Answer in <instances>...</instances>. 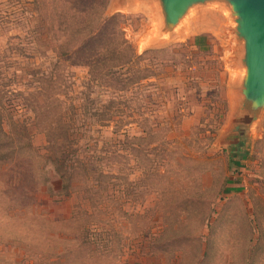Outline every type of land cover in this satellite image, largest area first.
<instances>
[{
  "label": "rangeland",
  "instance_id": "obj_1",
  "mask_svg": "<svg viewBox=\"0 0 264 264\" xmlns=\"http://www.w3.org/2000/svg\"><path fill=\"white\" fill-rule=\"evenodd\" d=\"M91 1L103 0H0L14 142L0 160V264H264V107L247 140L235 131L250 112L239 111L243 42L226 3L197 5L163 33L157 0H108L104 18L119 12L120 39L140 57L99 75L101 62L55 56L34 33V17L52 18L62 36V17ZM54 160L73 176L69 194Z\"/></svg>",
  "mask_w": 264,
  "mask_h": 264
},
{
  "label": "trees",
  "instance_id": "obj_2",
  "mask_svg": "<svg viewBox=\"0 0 264 264\" xmlns=\"http://www.w3.org/2000/svg\"><path fill=\"white\" fill-rule=\"evenodd\" d=\"M108 0L103 1H91L88 2V5L83 6L80 9H84L83 16L67 15L62 17L63 21L60 25L64 26V29H68V32L64 33L62 36H58L55 33L50 32L55 26V20L52 18H42L34 17L37 20L39 27L43 28L42 32H34L37 40L40 43L37 45H43L50 49L55 56L65 54L66 59L70 60L75 58L77 63L93 64L96 62H101L103 66L106 67V70L101 72L99 75L105 74H114L116 70L120 67H123L127 64L134 62L140 56L136 54L134 48L129 46L126 40L120 39V29L118 27L117 18L120 16L119 12L112 14L111 16L104 18L103 14L107 5ZM68 9H73L74 12H77V4L69 1L68 3L64 2ZM56 6H54V9ZM36 14V13H35ZM40 36V39L37 37ZM85 61V62H82ZM78 64V65H79ZM2 71H0V75ZM0 76V80L3 79ZM2 82H0L1 84ZM107 87V86H105ZM0 104V160H5L10 157V153L13 145V140L10 135L6 132L4 128V117L2 114V109L5 110ZM54 168L58 172L61 187L60 191H66L67 194L71 192L73 185V176L70 174L67 169L63 166V163L54 160ZM200 195V194H199ZM191 201V200H190ZM192 203V204H191ZM190 205L198 209L199 196L193 201ZM193 207V208H195ZM185 226L183 220L178 221L174 224V229L179 232ZM166 229H162L160 237L167 236ZM186 236V234L184 235ZM176 238V237H175ZM197 239V236L193 237ZM173 242L166 244L168 246L172 245ZM200 251H202L201 256H204L207 247L208 240L205 242H199ZM179 254L173 252L172 258L174 260L178 259ZM175 264V261H173ZM196 263V262H195ZM198 264V263H196Z\"/></svg>",
  "mask_w": 264,
  "mask_h": 264
},
{
  "label": "water",
  "instance_id": "obj_3",
  "mask_svg": "<svg viewBox=\"0 0 264 264\" xmlns=\"http://www.w3.org/2000/svg\"><path fill=\"white\" fill-rule=\"evenodd\" d=\"M112 1L114 3L115 0ZM127 1L122 0V3ZM217 1L226 3L224 11L229 13L235 24L234 32L243 42V55L239 62L242 95L239 111H249L250 119L245 124L236 125L234 129L246 132L243 137L247 140L249 128L257 123L260 110L264 107V0H157L163 20L162 31L172 33L195 6ZM240 143L242 147L232 144L235 147L233 151L238 153V158H243L247 155V149Z\"/></svg>",
  "mask_w": 264,
  "mask_h": 264
}]
</instances>
